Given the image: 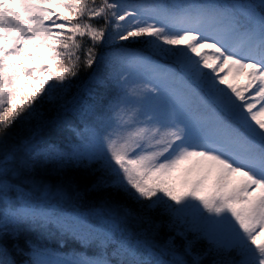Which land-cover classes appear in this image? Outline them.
Returning <instances> with one entry per match:
<instances>
[{
    "label": "snow or ice",
    "instance_id": "1",
    "mask_svg": "<svg viewBox=\"0 0 264 264\" xmlns=\"http://www.w3.org/2000/svg\"><path fill=\"white\" fill-rule=\"evenodd\" d=\"M93 65L87 95L61 105L96 118L90 135L67 149L30 140L22 163L93 172L102 211L90 215L107 226L23 205L0 214V234L35 229L109 249L121 224L155 227L163 210L196 234L182 250L121 240L111 255L34 248L28 264H264V0H0V140ZM10 162L21 163L15 149L0 176Z\"/></svg>",
    "mask_w": 264,
    "mask_h": 264
},
{
    "label": "trees",
    "instance_id": "2",
    "mask_svg": "<svg viewBox=\"0 0 264 264\" xmlns=\"http://www.w3.org/2000/svg\"><path fill=\"white\" fill-rule=\"evenodd\" d=\"M127 43V42H121ZM135 48L141 45L133 44ZM96 69L93 65L92 69L81 71L77 78H74L71 92L60 93L59 100L54 98L51 101H38L39 105L36 114L31 118L23 121H17L9 130L8 135L0 140V159L9 149H15L20 153L21 163L16 167L11 162L9 170L6 174L0 176L7 187V195L0 201V214L10 207H20L23 205H31L52 209L47 206L46 200L39 198L41 192H61L63 201L60 207L67 208L71 213L83 214L89 216V223L93 226H106L105 221L108 219L106 215H95L90 213L101 212V198L97 195L90 185L94 180V173L85 168L80 167H58L50 162L24 167L22 160L24 158L23 145L31 141L55 143L66 148L68 136H74L71 130L73 122L78 120L79 111L74 105L61 107L65 101L71 102L72 97L79 94H85L84 85L89 81V74ZM101 98L108 100L113 94L111 93V85L100 89ZM74 142V140H73ZM71 182L73 188L78 190L69 191L67 185ZM50 191V192H49ZM45 196H48V195ZM50 197V196H48ZM14 202H17L14 205ZM130 203V202H129ZM57 211L56 209H52ZM59 212V211H57ZM152 220L155 227L145 225L139 220H129L125 224H121L122 231L115 234V247L109 246V255L115 251L114 248L119 246L121 240L135 244L137 241L154 243L161 248L166 245H175L177 249L182 250V246L187 240L193 239L196 234H187L181 232L183 228H179L167 212L158 210L152 213ZM187 234L185 237L184 235ZM70 237L62 238L55 232H41L35 229H25L18 233L9 230L6 234H0V260L7 261V264H28L32 259V250L44 249L46 246L56 247L57 243L64 242L66 246L75 248L76 252L80 251L78 243L70 242ZM207 247V243L198 240L194 244L195 252H203ZM115 258V257H111ZM171 259L170 256L166 257Z\"/></svg>",
    "mask_w": 264,
    "mask_h": 264
},
{
    "label": "rangeland",
    "instance_id": "3",
    "mask_svg": "<svg viewBox=\"0 0 264 264\" xmlns=\"http://www.w3.org/2000/svg\"><path fill=\"white\" fill-rule=\"evenodd\" d=\"M241 82H243V81H241ZM111 90H112L111 93L114 95L116 90H115V88L113 86H111ZM161 103L162 104H165L166 103V100L164 98H162L161 99ZM78 113H80V112H78ZM95 120H96L95 117L92 118V121L85 120L84 117L81 114H79L78 115V120L76 122H73L74 124L71 125V130L74 133V136H68V138H67L68 141H67V144H66V149L79 145V143L82 141V139L84 137L90 135L88 129L95 123ZM73 140H74V142H73ZM46 194H47L46 191H45V193L44 192H41L40 195H43V196H39V198H43V200H46L48 207H52V209H56L59 212H64V213H67V214H73L69 210H67V208H63V207H65V205L62 206V207H60L61 203H59V202L60 201H63V196H61V192H59L58 190L55 191V193L50 192L49 195L47 194L50 197L45 196ZM16 203L17 202H14V205H18ZM169 203H172V202H169ZM14 207H16V206H14ZM168 215H170V214L168 213ZM205 215H208V214L205 213ZM170 218L174 222L175 226L177 224V226L180 229L183 228V230H181V232H187L186 231V225L185 224L180 223L179 221H177L171 215H170ZM185 219L190 224L192 222V220H193V217H192L191 214H188L185 217ZM94 227H98V226H94ZM187 234H193V233L187 232ZM187 234H185L184 236L186 237ZM70 240H72V241H74V242H76V243L79 244V246L81 248L79 252H76L75 251V248H73V247H71V249H70V247L69 246H66V244H64V242L63 243L62 242H60V243L58 242L57 245H56V247L46 246L44 249H47V250H49L51 252H54V253L58 254L60 257H66V258L67 257H72L74 255L95 256V255H99L101 252H107L109 254V251H107L105 249H102V248H100L98 246L80 244L79 241L73 240L71 237H70ZM200 240L203 243H207L203 239H200ZM72 241H70V242H72ZM163 248L164 247H162V249ZM113 257H115V258H112V259H118V256H113Z\"/></svg>",
    "mask_w": 264,
    "mask_h": 264
}]
</instances>
